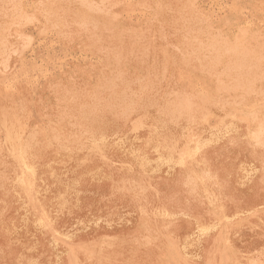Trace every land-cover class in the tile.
Returning a JSON list of instances; mask_svg holds the SVG:
<instances>
[{
	"label": "rangeland",
	"instance_id": "obj_1",
	"mask_svg": "<svg viewBox=\"0 0 264 264\" xmlns=\"http://www.w3.org/2000/svg\"><path fill=\"white\" fill-rule=\"evenodd\" d=\"M160 1L0 0V264H264V0Z\"/></svg>",
	"mask_w": 264,
	"mask_h": 264
},
{
	"label": "bare ground",
	"instance_id": "obj_2",
	"mask_svg": "<svg viewBox=\"0 0 264 264\" xmlns=\"http://www.w3.org/2000/svg\"><path fill=\"white\" fill-rule=\"evenodd\" d=\"M5 1H6V0H5ZM7 1H8V0H7ZM73 1H74V0H73ZM89 1H90V0H89ZM101 1H102V0H101ZM161 1H162V0H161ZM161 1H160V2H161ZM165 1H166V0H165ZM177 1H178V0H177ZM189 1H190V0H189ZM56 2H57V1H56ZM68 2H69V1H68ZM79 2H80V0H79ZM82 2L85 3V1H82ZM182 2H183V1H182ZM182 2H181V3H182ZM185 2H186V0H185ZM190 2H191V1H190ZM2 3H3V2H2ZM16 3H17V2H16ZM38 3H39V2H38ZM77 3H78V2H77ZM80 3H81V2H80ZM89 3H91V2H89ZM92 3H93V2H92ZM92 3H91V4H92ZM153 3H154V2H153ZM188 3H189V2H188ZM69 4H70V3H69ZM73 4H74V3H73ZM98 4H99V3H98ZM154 4H155V3H154ZM154 4H153V5H154ZM162 4H163V3H162ZM164 4H165V3H164ZM167 4H168V3H167V1H166V5H167ZM184 4H185V3H184ZM1 5H2V4H1ZM54 5H55V4H54ZM80 5H82V3H81ZM83 5H84V4H83ZM85 5H86V4H85ZM89 5H90V4H89ZM166 5H164V6H166ZM168 5H169V4H168ZM175 5H176V3H175ZM181 5H182V4H181ZM181 5H180V7H181ZM17 6H18V5H17ZM17 6H16V7H17ZM19 6H20V5H19ZM40 6H41V5H40ZM44 6H45V5H44ZM68 6H69V5H68ZM87 6H88V5H87ZM87 6H86V7H87ZM173 6H174V5H173ZM186 6H190V5H186ZM6 7H7V6H6ZM13 7H14V6H13ZM16 7H15V8H16ZM37 7H38V6H37ZM83 7H84V6H83ZM88 7H89V6H88ZM94 7H95V4H94ZM103 7H104V6H103ZM103 7H101V8L103 9ZM1 8H2V7H1ZM15 8H14L13 11H15ZM79 8H80V7H79ZM188 8H189V7H188ZM9 9H11V8H9ZM21 9H22V8H21ZM95 9H96V8H95ZM95 9H94V10H95ZM97 9H98V8H97ZM161 9H162V8H161ZM190 9H191V8H190ZM43 10H45V9H43ZM49 10H50V8H49ZM167 10H168V9H167ZM187 10H188V9H187ZM16 11H17V10H16ZM20 11H21V10H20ZM34 11H35V10H34ZM47 11H48V9H47ZM54 11H55V10H54ZM58 11H59V10H58ZM81 11H83V10L81 9ZM91 11H92V10H91ZM161 11H162V10H161ZM161 11H160V12H161ZM171 11H172V10H171ZM177 11H178V10H176V12H177ZM180 11H181V10H180ZM190 11H191V10H190ZM48 12H49V11H48ZM51 12H53V11H51ZM62 12H63V10H62ZM96 12H97V11H96ZM168 12H169V11H168ZM174 12H175V10H174ZM22 13H24V12H22ZM43 13H44V12H43ZM83 13H84V12H83ZM161 13H162V12H161ZM169 13H170V12H169ZM181 13H182V12H181ZM186 13H187V12H186ZM15 14H16V13H15ZM18 14H19V13H18ZM45 14H47V12H46ZM85 14H86V12H85ZM156 14H157V13H156ZM175 14H176V13H175ZM187 14H188V13H187ZM194 14H195V13H194ZM11 15H12V14H11ZM159 15H160V14H159ZM177 15H178V14H177ZM180 15H181V14H180ZM185 15H186V14H185ZM188 15L191 16L190 14H188ZM6 16H7V15H6ZM14 16H15V15H14ZM19 16H20V14H19ZM21 16H22V15H21ZM44 16H46V15H44ZM48 16H50V15L48 14ZM55 16H56V15H55ZM61 16H62V15H61ZM61 16H60V17H61ZM88 16H89V15H88ZM193 16H194V15H193ZM26 17H27V15H26ZM60 17H59V18H60ZM93 17H94V16H93ZM97 17H98V16H97ZM181 17H182V16H181ZM184 17H185V16H184ZM187 17H188V16H187ZM194 17H195V16H194ZM196 17H197V16H196ZM13 18H14V17H13ZM23 18H24V17H23ZM28 18H29V17H28ZM28 18H27V19H28ZM31 18H32V16H31ZM31 18H29V19H31ZM189 18H190V17H189ZM189 18H188V19H189ZM17 19H18V17H17ZM46 19H47V18H46ZM48 19H49V18H48ZM53 19H55V18H53ZM90 19H91V18H90ZM96 19H97V18H96ZM98 19H99V18H98ZM101 19H102V18H101ZM180 19H181V18H180ZM15 20H16V19H15ZM19 20H20V19H19ZM23 20H24V19H23ZM94 20H95V19H93L92 22H93ZM182 20H183V19H182ZM191 20H192V17H191ZM191 20H190V21H191ZM195 20H196V19H195ZM200 20H201V19H200ZM202 20H203V19H202ZM12 21H13V20H12ZM20 21H22V20H20ZM24 21H26V20H24ZM27 21H28V20H27ZM27 21H26V22H27ZM33 21H34V20H33ZM45 21H46V20H45ZM86 21H87V20H86ZM186 21H187V20H186ZM190 21H189V22H190ZM192 21H193V20H192ZM15 22H16V21H15ZM31 22H32V21H31ZM92 22H91V24H92ZM97 22H98V21H97ZM100 22H103V21L101 20ZM164 22H165V21H164ZM183 22H184V21H183ZM13 23H14V22H13ZM21 23H22V22H21ZM27 23H28V22H27ZM49 23H51V22H49ZM54 23H55V22H53V24H54ZM64 23H65V22H64ZM82 23H83V22H82ZM98 23H99V22H98ZM98 23H96V24H98ZM172 23H173V22H172ZM190 23H191V22H190ZM196 23H197V21H196ZM199 23H200V22H199ZM2 24H3V23H2ZM2 24H1L0 26H2ZM4 24H5V23H4ZM61 24H62V23H61ZM71 24H72V23H71ZM79 24H81V23H79ZM96 24H95V25H96ZM104 24H105V23H104ZM104 24L102 23V25H104ZM107 24H108V23H107ZM192 24H193V23H192ZM205 24L207 25V23H205ZM205 24H204V25H205ZM13 25H14V24H13ZM16 25H18V24L16 23ZM16 25H15V26H16ZM50 25H51V24H50ZM55 25H56V24H55ZM65 25H66V23H65ZM76 25H77V24H76ZM89 25H90V23H89ZM186 25H187V24H186ZM10 26H11V25H10ZM21 26H22V25H20V27H21ZM78 26H79V25H78ZM83 26H84V25H83ZM85 26H86V25H85ZM87 26H88V25H87ZM92 26H93V25H92ZM104 26H105V25H104ZM108 26H109V25H108ZM178 26H179V25H178ZM184 26H185V25H184ZM188 26H190V25H188ZM192 26H193V25H192ZM56 27L58 28V26H56ZM71 27H72V26H71ZM203 27H204V26H203ZM207 27H208V26H207ZM207 27H206V28H207ZM66 28H68V27H66ZM81 28H82V27H81ZM96 28H97V25H96ZM104 28H105V27H104ZM106 28H107V27H106ZM112 28H113V26H112ZM119 28H120V27H119ZM190 28H191V26H190ZM193 28H194V27H193ZM200 28H201V27H200ZM79 29H80V28H79ZM93 29H94V28H93ZM181 29H182V28H181ZM184 29H186V28H184ZM208 29H209V28H208ZM0 30H1V28H0ZM8 30H9V28H8ZM104 30H105V29H104ZM108 30H109V29H108ZM108 30H107V31H108ZM113 30H116V29L113 28ZM120 30H121V29H120ZM178 30H179V28H178ZM191 30H192V29H191ZM191 30H190L189 32H191ZM193 30H194V32H195V29H193ZM1 31H5V30L2 28ZM83 31H84V30H83ZM93 31H94V30H93ZM109 31H110V30H109ZM180 31H181V30H180ZM197 31H198V30H197ZM88 32H89V31H88ZM118 32H119V31H118ZM194 32H193V33H194ZM203 32L205 33L204 30H203ZM249 32H250V31H249ZM249 32H248V33H249ZM3 33H4V32H3ZM92 33H93V32H92ZM101 33H102V32H101ZM120 33H121V32H120ZM207 33H208V32H207ZM207 33H206V34H207ZM122 34H123V32H122ZM196 34H198V33L196 32ZM201 34H202V33H201ZM211 34H212V33H211ZM238 34H239V33H238ZM60 35H61V34H60ZM94 35H95V34H94ZM114 35H117V33L114 34ZM120 35H121V34H120ZM191 35H192V34H191ZM202 35H203V34H202ZM208 35H210V34H208ZM92 36H93V35H92ZM107 36H108V35H107ZM112 36H113V35H112ZM198 36H199V35H198ZM206 36H207V35H206ZM211 36H212V35H211ZM246 36H248V35H246ZM21 37H22V36H21ZM116 37H117V36H116ZM118 37H119V36H118ZM118 37H117L116 39H118ZM133 37H134V36H133ZM195 37H196V35H195ZM213 37H214V36H213ZM236 37H237V36L235 35V38H236ZM240 37H241V36H240ZM112 38H113V37H112ZM206 38H207V37H206ZM208 38H209V37H208ZM214 38L216 39V37H214ZM232 38H233V37H232ZM237 38H238V37H237ZM237 38H236V39H237ZM200 39H202V38H200ZM203 39H204V38H203ZM210 39H211V38H210ZM236 39H235V40H236ZM4 40H5V39H4ZM114 40H115V39H114ZM197 40H198V42H199V39H197ZM207 40H208V39H207ZM220 40H221V39H220ZM248 40H249V39H248ZM116 41H117V40H116ZM204 41H205V40H204ZM214 41H215V40H214ZM230 41H231V40H230ZM246 41H247V40H246ZM249 41H250V40H249ZM259 41H260V40H259ZM112 42H113V41H112ZM119 42H120V41H119ZM216 42H217V41H216ZM234 42H235V41H234ZM237 42H238V41H237ZM254 42H255V41H254ZM3 43H4V42H3ZM23 43H24V42H23ZM120 43H121V42H120ZM206 43H207V42H206ZM209 43H210V41H209ZM235 43H236V42H235ZM238 43H239V42H238ZM242 43H243V42H242ZM245 43H246V42H245ZM200 44H201V43H200ZM222 44H223V43H222ZM248 44H249V42H248ZM253 44H254V43H253ZM253 44L251 43V45H253ZM2 45L4 46V44H2ZM114 45H115V44H114ZM23 46H24V45H23ZM119 46H120V45H119ZM122 46H123V45H122ZM218 46H219V45H218ZM237 46H238V45H237ZM239 46H240V45H239ZM247 46H248V45H247ZM0 47H1V46H0ZM11 47H12V46H11ZM215 47H216V46H215ZM225 47H226V46H225ZM231 47H232V46H231ZM244 47H245V46H244ZM244 47H243V48H244ZM5 48H6V47H5ZM22 48H23V47H22ZM119 48H120V47H119ZM193 48H194V47H193ZM193 48H192V49H193ZM202 48H203V47H202ZM220 48L222 49V47H220ZM223 48H224V47H223ZM241 48H242V47H241ZM241 48H240V49H241ZM96 49H97V48H96ZM113 49H114V48H113ZM189 49H191V47H190ZM214 49H216V48H214ZM248 49H249V48H248ZM2 50H3V49H2ZM5 50H6V49H5ZM12 51H13V50H12ZM113 51H114V50H113ZM190 51H191V50H190ZM192 51H193V50H192ZM196 51H197V50H196ZM202 51H203V50H202ZM208 51H209V50H208ZM215 51H216V50H215ZM222 51H223V50H222ZM228 51H229V50H228ZM243 51H244V50H243ZM243 51H242V52H243ZM3 52H4V51H3ZM3 52H2V53H3ZM10 52H11V51H10ZM15 52H16V51H15ZM130 52H131V51H130ZM237 52H239V51H237ZM112 53H113V52H112ZM117 53H118V52H117ZM126 53H127V52H126ZM128 53H129V52H128ZM188 53H189V52H187V54H188ZM193 53H194V52H193ZM196 53H197V52H196ZM216 53H217V51H216ZM228 53H229V52H228ZM248 53H249V52H248ZM3 54H4V53H3ZM12 54H13V53H12ZM110 54H111V53H110ZM115 54H116V53H115ZM119 54H120V52H119ZM119 54H118V55H119ZM124 54H125V53H124ZM191 54H192V53H191ZM206 54H207V53H206ZM206 54H205V55H206ZM229 54H230V53H229ZM239 54H240V53H239ZM13 55H14V54H13ZM111 55L113 56V54H111ZM128 55H129V54H128ZM195 55H198V53L195 54ZM211 55H212V54H211ZM220 55L222 56L223 54H220ZM224 55H225V54H224ZM224 55H223V56H224ZM226 55H227V53H226ZM231 55H232V54H231ZM231 55H230V57H232ZM256 55H257V54H256ZM261 55H262V54H261ZM107 56H108V55H107ZM125 56H126V55H125ZM129 56H130V55H129ZM263 56H264V55H263ZM184 57H185V56H184ZM184 57H183V58H184ZM188 57H190V56H188ZM196 57H197V56H196ZM199 57H200V56H199ZM214 57H215V56H213V58H214ZM226 57H228V55H227ZM239 57H241V56H239ZM2 58H3V57H2ZM5 58H6V56H5ZM5 58H4V59H5ZM117 58H118V57H117ZM122 58H123V57H122ZM186 58H187V56H186ZM192 58H193V57H192ZM192 58H191V59H192ZM217 58H218V57H217ZM219 58H220V57H219ZM222 58H223V57H222ZM110 59H111V58H110ZM197 59H198V57H197ZM199 59H200V58H199ZM220 59H221V58H220ZM233 59H234V58H233ZM241 59H242V58H241ZM247 59H248V58H247ZM1 60H2V59H1ZM8 60H9V58H8ZM107 60H108V59H107ZM112 60H113V59H112ZM131 60H132V59H131ZM165 60H166V59H165ZM165 60H164V61H165ZM169 60H170V59H169ZM184 60H185V59H184ZM184 60H183V61H184ZM186 60H187V59H186ZM188 60H189V59H188ZM248 60H249V59H248ZM110 61H111V60H110ZM110 61H107V62H110ZM122 61H123V60H122ZM127 61H129V60L127 59ZM198 61H201V59L198 60ZM202 61H203V59H202ZM228 61H229V60H228ZM233 61H234V60H233ZM239 61H240V59H239ZM4 62H5V61H3V63H4ZM6 62H7V61H6ZM6 62H5V63H6ZM112 62H113V61H112ZM115 62H117V61H115ZM171 62H172V61H171ZM178 62H179V60H178ZM180 62H181V60H180ZM186 62H187V61H186ZM186 62H184V63H186ZM191 62H192V61H191ZM194 62H195V61H194ZM219 62H221V60H220ZM219 62H218V63H219ZM223 62H224V61L222 60V63H223ZM126 63H127V62H126ZM129 63H130V62H129ZM135 63H136V62H135ZM201 63H202V62H201ZM222 63H221V64H222ZM226 63H227V62H226ZM230 63H231V61H230ZM246 63H247V62H246ZM108 64H109V63H108ZM110 64H112V63H110ZM110 64H109V65H110ZM123 64H124V63H123ZM166 64H167V63H166ZM228 64H229V63H227V65H228ZM233 64H234V62H233ZM255 64H256V62H255ZM1 65H2V64H1ZM4 65H5V64H3V68H4ZM109 65H108V66H109ZM115 65H117V64H115ZM115 65H114V67H115ZM121 65H122V63H121ZM182 65H183V63H182ZM197 65H198V63H197ZM202 65H203V64H202ZM207 65H208V64H207ZM215 65H216V64H215ZM246 65H247V64H246ZM6 66H7V64H6ZM101 66H102V65H101ZM111 66H113V65H111ZM122 66L124 67V65H122ZM183 66H184V65H183ZM203 66H204V65H203ZM217 66H218V65H216V67H217ZM224 66H225V64H224ZM261 66H262V65H261ZM187 67H188V66H187ZM190 67H192V66H190ZM200 67H201V66H200ZM13 68H14V67H13ZM109 68H110V67H109ZM111 68H112V67H111ZM116 68H117V67H116ZM135 68H136V67H135ZM159 68H160V66H159ZM161 68H162V66H161ZM225 68H227V67L225 66ZM245 68H246V66H245ZM251 68H253V67H251ZM5 69H6V68H5ZM5 69H3V70H5ZM102 69H103V68H102ZM105 69H107V68H105ZM120 69H121V68H120ZM193 69H194V68H193ZM197 69H199V68H197ZM203 69H205V68H203ZM216 69H217V68H216ZM222 69H224V68H222ZM222 69H221V70H222ZM230 69H231V68H230ZM236 69H237V68H236ZM241 69H242V68H241ZM253 69H254V68H253ZM253 69H252V70H253ZM99 70H100V68H99ZM112 70L114 71L115 69H112ZM164 70H165V69H164ZM186 70H187V69H186ZM188 70H189V69H188ZM243 70H244V69H243ZM245 70H246V69H245ZM255 70H257V69H255ZM110 71H111V69H110ZM125 71H127V70H125ZM125 71H124V72H125ZM139 71H140V70H139ZM142 71H143V70H142ZM179 71H180V69H179ZM181 71H182V70H181ZM183 71H184V70H183ZM195 71H196V70H195ZM197 71H198V70H197ZM203 71H204V70H203ZM226 71H227V69H226ZM226 71H225V72H226ZM229 71H230V70H229ZM239 71L241 72L240 68H239ZM258 71H259V70H258ZM198 72H199V71H198ZM219 72H220V71H219ZM221 72H222V71H221ZM234 72H235V71H234ZM234 72H233V73H234ZM236 72H237V71H236ZM256 72H257V71H256ZM1 73H2V72H1ZM100 73H101V72H100ZM110 73H111V72H110ZM119 73H120V72H119ZM132 73H133V72H132ZM159 73H162V72H160V70H159ZM206 73H207V71H206ZM226 73H227V72H226ZM226 73H225V74H226ZM242 73H243V72H242ZM245 73H247V72H245ZM251 73H252V71H251ZM258 73H259V72H258ZM2 74H3V73H2ZM117 74H118V73H117ZM122 74H123V73H121V75H122ZM138 74H140V73H138ZM168 74H169V73H168ZM203 74H204V73H203ZM220 74H221V73H220ZM222 74H223V72H222ZM240 74H241V73H240ZM14 75H15V74H14ZM110 75H111V74H109V76H110ZM113 75H114V74H113ZM118 75H119V74H118ZM169 75H170V74H169ZM246 75H247V74H246ZM263 75H264V74H263ZM131 76H132V75H131ZM185 76H187V75H185ZM203 76H204V75H203ZM203 76H202V77H203ZM207 76H208V75H207ZM209 76H211V74H210ZM209 76H208V77H209ZM238 76H239V74H238ZM244 76H245V75H244ZM244 76H243V77H244ZM249 76H250V74H249ZM81 77H82V76H81ZM114 77L116 78V76H114ZM114 77H112V78L110 77V78L113 80ZM129 77H130V76H129ZM143 77L145 78V77H146V74H145V76H143ZM143 77H142V78H143ZM162 77H163V76H162ZM240 77H241V76H240ZM243 77H241V78L243 79ZM246 77H248V76H246ZM253 77H254V76H253ZM110 78L108 77V79H110ZM121 78H122V77H121ZM134 78H135V77H134ZM175 78H176V77H175ZM203 78H204V77H203ZM205 78H206V77H205ZM211 78H212V77H211ZM213 78H215V77H213ZM235 78H236V77H235ZM241 78H239V79H241ZM79 79H80V78H79ZM79 79H78V80H79ZM103 79H104V78H103ZM105 79H106V78H105ZM132 79H133V78H132ZM163 79H164V78H163ZM166 79H167V78H166ZM206 79H208V78H206ZM230 79H231V78H230ZM232 79H233V78H232ZM239 79H238V80H239ZM248 79H249V77H248ZM257 79H258V78H257ZM57 80H58V79H57ZM72 80H73V79H72ZM87 80H88V79H87ZM112 80H111V81H112ZM134 80L136 81V79H134ZM141 80H142V79H141ZM146 80H147V79H146ZM161 80H162V79H161ZM176 80H177V79H176ZM176 80H175V81H176ZM209 80H210V79H209ZM213 80H214V79H213ZM83 81H84V80H83ZM104 81H105V80H104ZM107 81H108V80H107ZM109 81H110V80H109ZM113 81H115V80H113ZM121 81H122V80H121ZM130 81H131V80H130ZM135 81H134V82H135ZM137 81H138V80H137ZM259 81H260V80H259ZM57 82H58V81H57ZM60 82H61V81H60ZM64 82H65V81H64ZM86 82H87V81H86ZM118 82L120 83V81H118ZM122 82H123V81H122ZM122 82H121V83H122ZM139 82H140V81H139ZM141 82H142V81H141ZM148 82H149V81H148ZM176 82H177V81H176ZM212 82H213V81H212ZM226 82H227V80H226ZM237 82H238V81H237ZM257 82H258V80H257ZM68 83H69V82H68ZM150 83H151V82H150ZM166 83H167V82H166ZM206 83H207V81H206ZM209 83H210V82H209ZM234 83H235V82H234ZM242 83H243V82H242ZM248 83L251 84L250 81H249ZM99 84H100V82H99ZM108 84H109V82H108ZM124 84H125V83H124ZM124 84H123V85H124ZM129 84H130V83H129ZM129 84H128V85H129ZM133 84H134V83H133ZM136 84H137V83H136ZM153 84H154V83H153ZM167 84H168V83H167ZM217 84H218V83H217ZM217 84H216V85H217ZM230 84H231V83H230ZM243 84H244V83H243ZM256 84H257V83H256ZM261 84H262V83H261ZM46 85H47V84H46ZM53 85H54V84H53ZM95 85H96V84H95ZM110 85H111V84H110ZM113 85H114V84H113ZM115 85H116V84H115ZM131 85H132V84H131ZM145 85H146V84H145ZM157 85H158V84H157ZM207 85H208V83H207ZM211 85H212V84H211ZM257 85H258V84H257ZM263 85H264V84H263ZM54 86H55V85H54ZM57 86H59V85L57 84ZM71 86H72V85H71ZM99 86H100V85H99ZM99 86H98V87H99ZM104 86H105V85H104ZM104 86H103V87H104ZM107 86H108V88H109V85H107ZM138 86H140V85H138ZM141 86H143V85H141ZM153 86H154V85H153ZM175 86H176V85H175ZM175 86H174V87H175ZM218 86H219V85H218ZM218 86H217V87H218ZM242 86H243V85H242ZM244 86H245V85H244ZM50 87H53V86L50 85ZM63 87H64V86H63ZM95 87H97V86H95ZM214 87H215V85H214ZM214 87H212V88L214 89ZM220 87H222V86H220ZM220 87H219V88H220ZM249 87H250V86H249ZM256 87H258V86H256ZM260 87H261V86H260ZM54 88H55V87H54ZM54 88H53V89H54ZM70 88H71V87H70ZM93 88H94V87H93ZM108 88H107V89H108ZM110 88H111V87H110ZM110 88H109V90H110ZM112 88H113V87H112ZM115 88H116V86H115ZM127 88H128V87H127ZM149 88H150V87H148V89H149ZM153 88H154V87H153ZM165 88H166V87H165ZM172 88H173V87H172ZM223 88H224V87H222V89H223ZM245 88H246V87H244V89H245ZM250 88H251V87H250ZM252 88H253V87H252ZM262 88H263V87H262ZM46 89H47V88H46ZM74 89H75V88H74ZM99 89H100V88H99ZM103 89H104V88H103ZM137 89H138V88H137ZM137 89H136V90H137ZM140 89H141V87H140ZM142 89H143V88H142ZM244 89H243V90H244ZM246 89H247V88H246ZM253 89H254V88H253ZM255 89H256V88H255ZM96 90H97V89H96ZM101 90H102V89H101ZM104 90H106V89H104ZM125 90H127V89L125 88ZM157 90H158V89H157ZM169 90H170V89H169ZM169 90H168V91H169ZM206 90H207V89H206ZM211 90H212V89H211ZM238 90H239V89H238ZM251 90H252V89H251ZM251 90H250V91H251ZM257 90H258V89H257ZM52 91H53V90H52ZM68 91H69V90H68ZM73 91H74V90H73ZM139 91H140V90H139ZM143 91H144V90H143ZM149 91H150V90H149ZM164 91H165V90H164ZM164 91H163V92H164ZM174 91H175V89H174ZM213 91H214V90H213ZM215 91L217 92V89H215ZM221 91H222V90H221ZM230 91L233 92L231 89H230ZM240 91H241V90H240ZM244 91H245V90H244ZM258 91H259V90H258ZM262 91H263V90H261V92H262ZM47 92H48V91H47ZM63 92H64V91H63ZM82 92H84V91H82ZM92 92H93V91H92ZM113 92H114V91H113ZM124 92H125V91H124ZM147 92H148V91H147ZM163 92H162V93H163ZM169 92H170V91H169ZM247 92H248V91H247ZM50 93H51V92H50ZM98 93H99V92H98ZM100 93H101V92H100ZM102 93H103V92H102ZM102 93H101V94H102ZM121 93H123V92L120 91L119 94H121ZM128 93H129V92H128ZM160 93H161V92H160ZM181 93H182V92H181ZM213 93H214V92H213ZM213 93H212V94H213ZM221 93H222V92H220V94H221ZM254 93H255V92H254ZM66 94H67V93H66ZM68 94H69V93H68ZM79 94H81V93H79ZM94 94H95V93H94ZM94 94H92V95H94ZM130 94H131V93H130ZM130 94H129V95H130ZM137 94H138V93H137ZM142 94H143V93H142ZM149 94H150V93H149ZM152 94H153V93H152ZM154 94H155V93H154ZM164 94H165V93H164ZM171 94H172V93H170V95H171ZM173 94H174V93H173ZM178 94H179V93H178ZM182 94H183V93H182ZM191 94H192V93H191ZM122 95H123V94H122ZM131 95H132V94H131ZM140 95H141V94H140ZM155 95H156V94H155ZM176 95H177V94H176ZM185 95H186V94H185ZM188 95H189V93H188ZM188 95H187V96H188ZM194 95H195V94H194ZM210 95H211V94H210ZM221 95H222V94H221ZM232 95H233V94H232ZM237 95H238V94H236V96H237ZM258 95H259V94H258ZM261 95H262V93H261ZM58 96L60 97V95H58ZM64 96H65V95H64ZM74 96H75V94H74ZM77 96H78V95H77ZM88 96H89V95H88ZM95 96H96V95H95ZM118 96H119V95H118ZM168 96H169V95H168ZM173 96H174V95H173ZM190 96H191V95H190ZM190 96H189V97H190ZM195 96H196V95H195ZM195 96H194V97H195ZM211 96H212V95H211ZM233 96H234V95H233ZM240 96H241V95H240ZM244 96H245V95H244ZM246 96H247V95H246ZM263 96H264V95H263ZM263 96H262V98H263ZM45 97H46V96H45ZM59 97H58V98H59ZM71 97H72V95H71ZM82 97H83V95H82ZM107 97H108V96H107ZM137 97H138V96H137ZM159 97H160V96H159ZM181 97H182V96H179V98H181ZM189 97H188V98H189ZM228 97H229V96H228ZM241 97H242V96H241ZM256 97H257V96H256ZM58 98H57V99H58ZM93 98H94V97H93ZM95 98H96V97H95ZM109 98H110V97H109ZM123 98H124V97H123ZM143 98L145 99V97H143ZM149 98H150V97H149ZM166 98H167V97H166ZM176 98H177V97H176ZM176 98H175V96H174L173 99H176ZM182 98H183V97H182ZM182 98H181V100H182ZM186 98H187V97H186ZM191 98H192V97H191ZM206 98H207V97H206ZM243 98H245V97H243ZM55 99H56V98H55ZM78 99H79V98H78ZM90 99H91V98H90ZM119 99H120V98H119ZM125 99H126V98H125ZM135 99H136V98H135ZM138 99H139V98H138ZM147 99H148V97H147ZM161 99H162V97H161ZM171 99H172V97H171ZM196 99H197V98H196ZM198 99H199V98H198ZM224 99H225V98H224ZM227 99H228V98H227ZM238 99H239V98H238ZM240 99H241V98H240ZM259 99H260V97H259ZM259 99H257V100H259ZM94 100H95V99H94ZM126 100H127V99H126ZM152 100H153V99H152ZM152 100H151V101H152ZM159 100H160V98H159ZM168 100H169V99H168ZM186 100H187V99H186ZM201 100H202V99H201ZM215 100H216V99H215ZM231 100H232V99H231ZM97 101H98V100H97ZM148 101H149V100H148ZM154 101H155V99H154ZM163 101H164V100H163ZM165 101H166V100H165ZM174 101H175V100H173V102H174ZM189 101H190V99H189ZM196 101H197V100H196ZM202 101H203V100H202ZM209 101H210V99H209ZM219 101H220V99H219ZM222 101H223V100H222ZM222 101H220V102H222ZM227 101H228V100H227ZM242 101H243V100H242ZM242 101H241V102H242ZM247 101H248V100H247ZM252 101H254V100L252 99ZM41 102H42V101H41ZM114 102H115V101H114ZM124 102H125V101H124ZM124 102H123V103H124ZM138 102H139V101H138ZM155 102H156V101H155ZM159 102H160V101H159ZM169 102H170V101H169ZM177 102H178V101H177ZM205 102H206V101H205ZM255 102H256V100H255ZM259 102H260V101H259ZM44 103H45V102H44ZM56 103H57V101H56ZM94 103H95V102H94ZM94 103H92V104H94ZM96 103H97V102H96ZM129 103H130V102H129ZM141 103H142V102H141ZM150 103H151V102H150ZM156 103H157V102H156ZM182 103H183V101H182ZM182 103H180V104H182ZM184 103H185V101H184ZM197 103H198V102H197ZM200 103H201V102H200ZM203 103H204V102H203ZM207 103H208V102H207ZM210 103H211V101H210ZM231 103H232V102H231ZM239 103H240V102H239ZM252 103H253V102H252ZM18 104H19V103H18ZM61 104H62V103H61ZM108 104H109V103H108ZM167 104H168V103H167ZM171 104H172V103H170L169 105H171ZM176 104H177V103H176ZM189 104H190V102H189ZM192 104H193V103H192ZM201 104H202V103H201ZM208 104H209V103H208ZM212 104H213V103H212ZM242 104H243V102H242ZM256 104H257V103H256ZM262 104H263V103H262ZM42 105H43V104H42ZM45 105H46V104H45ZM55 105H57V104H55ZM66 105H67V103H66ZM87 105H88V104H87ZM146 105H147V104H146ZM149 105H150V104H149ZM149 105H148V106H149ZM163 105H164V104H163ZM184 105H186V104H184ZM197 105H198V104H197ZM202 105H206V103H205V104H202ZM225 105H226V104H225ZM228 105H229V102H228ZM243 105H245V104H243ZM246 105H247V104H246ZM260 105H261V103H260ZM64 106H65V105H64ZM82 106H83V105H82ZM82 106H81V107H82ZM95 106H96V105H95ZM97 106H98V105H97ZM101 106H102V105H101ZM105 106H106V105H105ZM108 106H109V105H108ZM152 106H153V105H152ZM155 106H156V105H155ZM173 106H174V104H173ZM176 106H177V108H178V105H176ZM182 106H183V104H182ZM182 106H181V107H182ZM241 106H242V105H241ZM261 106H262V105H261ZM20 107H21V106H20ZM103 107H104V106H103ZM125 107H126V105H125ZM141 107H142V106H141ZM149 107H150V106H149ZM160 107H161V106H160ZM187 107H188V106H187ZM189 107H190V106H189ZM202 107H204V106H202ZM209 107H210V106H209ZM212 107H213V106H212ZM224 107H225V106H224ZM224 107H223V108H224ZM244 107H246V106H244ZM250 107H251V106H250ZM63 108H64V107H63ZM83 108H84V107H83ZM91 108H92V107H91ZM91 108H90V109H91ZM101 108H102V107H101ZM108 108H109V107H107V109H108ZM120 108H121V107H120ZM130 108H131V107H130ZM130 108H129V109H130ZM132 108H133V107H132ZM144 108H145V106H144ZM146 108H148V107H146ZM156 108H157V107H156ZM158 108H159V107H158ZM169 108H170V106H169ZM199 108H200V107H199ZM220 108H221V107H220ZM229 108H231V106H230ZM229 108H228V109H229ZM236 108L238 109V107H236ZM236 108H235V109H236ZM50 109H51V108H50ZM74 109H75V108H74ZM93 109H94V108H93ZM117 109H119L118 106H117ZM129 109H128V110H129ZM134 109H136V107H135ZM148 109H150V108H148ZM162 109H163V108H162ZM167 109H168V106H167ZM175 109H176V108H175ZM200 109H201V108H200ZM214 109H215V108H214ZM216 109H217V108H216ZM240 109H241V108H240ZM243 109H244V108H243ZM20 110H21V109H20ZM45 110H46V109H45ZM55 110H56V109H55ZM58 110H59V109H58ZM79 110H80V109H79ZM94 110H95V109H94ZM146 110H147V109H146ZM172 110H173V108H172ZM177 110H178V109H177ZM177 110H176V111H177ZM180 110H181V109H180ZM192 110H193V109H192ZM198 110H199V109H198ZM206 110H207V109H206ZM226 110H227V109H226ZM230 110H231V109H230ZM42 111H43V110H42ZM62 111H63V110H62ZM80 111H81V110H80ZM120 111H121V110H120ZM122 111H123V110H122ZM122 111H121V112H122ZM131 111H132V110H131ZM133 111H134V110H133ZM150 111H151V110H150ZM174 111H175V110H174ZM181 111H182V110H181ZM181 111H180V112H181ZM184 111L187 113L188 109H187V111H186L185 108H184ZM201 111H202V110H201ZM201 111H200V112H201ZM214 111H215V110H214ZM219 111H220V110H219ZM232 111H233V110H232ZM238 111H239V110H238ZM244 111H245V109H244ZM46 112H47V111H46ZM56 112H57V111H56ZM78 112H79V111H78ZM123 112H124V111H123ZM158 112H159V111H158ZM158 112H156V113H158ZM163 112H164V111H163ZM168 112H169V110H168ZM189 112H190V108H189ZM196 112H197V111H196ZM198 112H199V111H198ZM220 112H221V111H220ZM228 112H229V110H228ZM51 113H52V112H51ZM58 113L60 114V112H58ZM61 113H62V112H61ZM64 113H65V112H64ZM64 113H63V114H64ZM81 113H82V112H81ZM81 113H80V114H81ZM89 113H90V112H89ZM92 113H93V112H92ZM96 113H97V112H96ZM96 113H95V114H96ZM111 113H112V112H111ZM119 113H120V112H119ZM127 113H128V112H127ZM170 113H171V112H170ZM174 113H175V112H174ZM176 113H177V112H176ZM194 113H195V111H194ZM203 113H205V112H203ZM234 113H236V112L234 111ZM95 114H94V115H95ZM124 114H125V113H124ZM160 114H161V113H160ZM218 114H219V113H218ZM232 114H233V113H232ZM236 114H237V113H236ZM64 115H66V114H64ZM81 115H82V114H81ZM81 115H80V116H81ZM85 115H86V114H85ZM103 115H104V114H103ZM122 115H123V114H121V116H122ZM144 115H145V114H144ZM171 115H172V114H171ZM171 115H169V116H171ZM182 115H183V114H182ZM188 115H189V114H188ZM191 115H192V114H191ZM222 115H223V114H222ZM225 115H226V114H225ZM234 115H235V114H234ZM256 115H257V114H256ZM71 116H72V115H71ZM139 116H140V115H139ZM165 116H167L166 113H165ZM169 116H167V118H168ZM185 116H186V114H185ZM200 116H201V115H200ZM213 116H214V115H213ZM227 116H230V115H226V117H227ZM235 116H236V115H235ZM259 116H260V115H259ZM74 117H76V115H75ZM74 117H73V118H74ZM78 117H79V116H78ZM89 117H90V116H89ZM89 117H88V118H89ZM96 117H97V116H96ZM126 117H127V116H126ZM156 117H157V116H156ZM175 117H176V116H175ZM189 117H190V116H189ZM198 117H199V114H198ZM231 117H232V116H231ZM58 118H59V116H58ZM58 118H57V119H58ZM60 118L62 119L61 116H60ZM85 118H86V117H85ZM85 118H84V119H85ZM103 118L106 119V117H103ZM123 118H125V117H123ZM137 118H138V116H137ZM161 118H162V117H161ZM178 118H179V114H178ZM187 118H188V117H187ZM196 118H197V117H196ZM212 118H213V117H212ZM215 118H216V116H215ZM232 118H233V117H232ZM237 118L240 119L239 117H237ZM61 119H60V120H61ZM79 119H80V118H79ZM82 119H83V118H82ZM86 119H87V118H86ZM91 119H92V117H91ZM134 119H135V118H134ZM157 119H158V118H157ZM169 119H170V118H169ZM171 119H172V118H171ZM197 119H198V118H197ZM206 119H207V118H206ZM222 119H223V117H222ZM245 119H246V118H245ZM54 120H55V119H54ZM96 120H97V119H96ZM172 120H173V119H172ZM187 120H188V119H187ZM187 120L185 119V121H187ZM198 120H199V119H198ZM202 120H203V119H201V122H202ZM210 120H211V119H210ZM234 120H235V119H234ZM241 120H242V119H241ZM73 121H74V120H73ZM102 121H103V120H102ZM105 121H106V120H105ZM132 121H133V120H132ZM136 121H137V120H136ZM139 121H140V120H139ZM139 121H137V122H139ZM219 121H220V119H219ZM46 122H48V121L46 120ZM56 122H57V121H56ZM82 122H83V121H82ZM93 122L95 123L94 120H93ZM111 122H112V121H111ZM113 122H114V120H113ZM133 122H134V121H133ZM145 122H146V121H145ZM153 122H154V121H153ZM156 122H157V121H156ZM178 122H179V121H178ZM180 122H181V121H180ZM67 123H69V122H67ZM73 123H74V122H73ZM104 123H105V122H104ZM115 123H116V122H115ZM117 123H118V122H117ZM117 123H116V124H117ZM166 123H167V122H166ZM169 123H170V122H169ZM193 123H195V122L193 121ZM199 123H200V122H199ZM69 124H70V123H69ZM98 124H99V123H98ZM125 124H126V123H125ZM135 124H136V122H135ZM155 124H156V123H155ZM171 124H172V123H171ZM187 124H188V122H187ZM187 124H186V125H187ZM217 124H218V123H217ZM246 124H247V123H246ZM248 124H249V123H248ZM250 124H251V123H250ZM0 125H1V124H0ZM4 125H6V124H4ZM76 125H77V124H76ZM79 125H80V124H79ZM96 125H97V122H96ZM118 125H119V123H118ZM158 125H159V123H158ZM256 125H257V124H256ZM256 125H255V123H254V126H256ZM46 126H47V125H46ZM46 126H45V127H46ZM101 126H102V125H101ZM108 126H109V125H108ZM115 126H116V125H115ZM206 126H207V125H206ZM216 126H217V125H216ZM216 126H215V127H216ZM1 127H2V126H1ZM20 127H21V125H20ZM43 127H44V126H43ZM47 127H48V126H47ZM70 127H71V126H70ZM74 127H75V126H74ZM80 127H81V126H80ZM83 127H84V126H83ZM85 127H86V125H85ZM93 127H94V126H93ZM123 127H125V126H123ZM131 127H134V126L131 125ZM139 127H140V126H139ZM147 127H148V126H147ZM159 127H160V126H159ZM161 127H162V125H161ZM163 127H164V126H163ZM174 127H175V126H174ZM193 127H194V126H193ZM224 127H225V126H224ZM246 127H247V125H246ZM250 127H251V126H250ZM263 127H264V126H263ZM89 128H90V127H89ZM110 128H111V127H110ZM112 128H113V127H112ZM136 128H137V127H136ZM156 128H157V127H156ZM181 128H182V127H181ZM213 128H214V126H213ZM227 128H228V127H227ZM232 128H233V126H232ZM4 129H5V128H4ZM23 129H24V128H23ZM23 129H22V130H23ZM30 129H32V128H30ZM33 129H34V128H33ZM33 129H32V130H33ZM50 129H51V128H50ZM84 129H85V128H84ZM93 129H94V128H93ZM115 129H116V128H115ZM119 129H120V128H119ZM132 129H133V128H132ZM218 129H219V128H218ZM245 129H246V128H245ZM12 130H13V129H12ZM12 130H11V132H12ZM133 130L135 131V127H134ZM153 130H154V129H153ZM166 130H167V129H166ZM190 130H191V129H190ZM227 130H228V129H227ZM235 130H236V129H235ZM253 130H255V129H253ZM6 131H7V130H6ZM41 131H42V130H41ZM54 131H55V130H54ZM96 131H97V129H96ZM155 131H156V130H155ZM155 131H154V133H155ZM260 131H261V130H260ZM7 132H8V131H7ZM22 132H24V131H22ZM28 132H30V131H28ZM33 132H34V131H33ZM33 132H32V133H33ZM44 132H45V131H44ZM60 132H61V131H60ZM82 132H83V131H82ZM152 132H153V131H152ZM174 132H175V131H174ZM223 132H224V131H223ZM235 132H236V131H235ZM13 133H14V132H13ZM90 133H91V132H90ZM103 133H104V132H103ZM105 133H106V132H105ZM127 133H128V132H127ZM154 133H153V134H154ZM167 133H168V132H167ZM182 133H183V130H182ZM4 134H6V133H4ZM29 134H30V133H29ZM29 134H27V135H29ZM84 134H85V133H84ZM84 134L82 133L81 135H84ZM91 134H92V133H91ZM91 134H89V135H91ZM115 134H116V133H115ZM115 134H114V135H115ZM133 134H134V133H133ZM151 134H152V133H151ZM171 134H172V133H171ZM233 134H234V133H233ZM246 134H247V133H246ZM6 135H7V134H6ZM34 135H35V133H34ZM36 135H37V134H36ZM85 135H86V134H85ZM98 135H99V134H98ZM105 135H106V134H105ZM107 135H108V134H107ZM117 135H118V134H117ZM148 135H149V134H148ZM157 135H158V134H157ZM184 135H186V134H184ZM184 135H183V136H184ZM261 135H262V134H261ZM15 136H16V135H15ZM20 136H21V135H20ZM29 136H30V137H33L32 135H29ZM29 136H28V137H29ZM86 136H87V135H86ZM119 136H120V135H119ZM124 136H125V135H124ZM173 136H174V135H173ZM173 136H171V138H172ZM176 136H177V135H176ZM199 136H200V135H199ZM248 136H249V135H248ZM4 137H5V136H4ZM8 137H9V135H8ZM26 137H27V136H26ZM45 137H46V135H45ZM55 137H58V136H55ZM71 137H72V136H71ZM122 137H123V136H122ZM132 137H133V136H132ZM135 137H136V136H135ZM167 137H168V136H167ZM177 137H178V136H177ZM185 137H188V136H185ZM210 137H211V136H210ZM19 138H20V137H19ZM59 138H60V137H59ZM89 138H90V137H89ZM93 138H94V137H93ZM102 138H103V137H102ZM123 138H125V137H123ZM179 138H180V137H179ZM192 138H193V137H192ZM240 138H242V137H240ZM258 138H259V137H258ZM5 139H6V137H5ZM30 139H31V138H30ZM30 139H29V140H30ZM34 139H35V138H34ZM48 139H49V138H48ZM50 139H51V138H50ZM56 139H57V138H56ZM56 139H55V140H56ZM91 139H92V138H91ZM91 139H90V140H91ZM151 139H152V138H151ZM163 139H164V138H163ZM177 139H178V138H177ZM177 139H176V140H177ZM247 139H248V138H247ZM9 140H11V139H9ZM16 140L19 141L18 139H16ZM25 140H27V139L25 138ZM90 140H89V141H90ZM92 140H93V139H92ZM92 140H91V141H92ZM119 140H120V139H119ZM155 140H157V139H155ZM173 140H174V139H173ZM187 140H188V139H187ZM187 140H186V141H187ZM195 140H196V138H195ZM197 140H198V139H197ZM216 140H217V139H216ZM248 140H249V139H248ZM22 141H23V140H22ZM34 141H35V140H34ZM50 141H51V140H50ZM50 141H48V142H50ZM52 141H54V140H52ZM63 141H64V140H63ZM130 141H131V140H130ZM132 141H133V140H132ZM137 141H138V140H137ZM167 141H168V140H167ZM177 141H178V140H177ZM177 141H176V142H177ZM180 141H181V140H180ZM8 142H9V141H8ZM11 142H13V141L11 140ZM30 142H31V141H30ZM32 142H33V141H32ZM54 142H55V141H54ZM104 142H105V141H104ZM111 142H112V141H111ZM138 142H139V141H138ZM152 142H153V141H152ZM173 142H175V141H173ZM28 143H29V142H28ZM28 143H27V144H28ZM59 143H60V142H59ZM118 143H119V141H118ZM122 143H124V142H122ZM170 143H171V142H170ZM184 143H185V142H184ZM209 143H211V142H209ZM209 143H208V144H209ZM261 143H262V142H261ZM263 143H264V142H263ZM11 144H12V143H11ZM17 144H18V143H17ZM29 144H30V143H29ZM47 144H48V143H47ZM114 144H115V143H114ZM130 144H131V143H130ZM174 144H175V143H174ZM187 144H188V143H187ZM189 144H190V142H189ZM195 144H196V143H195ZM195 144H194V145H195ZM202 144H203V143H202ZM214 144H215V143H214ZM4 145H5V143H4ZM23 145H24V144H23ZM33 145H34V144H33ZM35 145H36V143H35ZM37 145H38V144H37ZM67 145H68V143H67ZM166 145H167V144H166ZM257 145H258V144H257ZM30 146L32 147V145H30ZM46 146H47V145H46ZM159 146H160V145H159ZM184 146H186V145H184ZM251 146H252V145H251ZM17 147H19V145H18ZM25 147H26V146H25ZM31 147H30V148H31ZM62 147H63V146H62ZM81 147H82V146H81ZM84 147H85V146H84ZM121 147H122V146H121ZM174 147H175V146H174ZM181 147H182V146H181ZM186 147H187V146H186ZM257 147H258V146H257ZM12 148H13V147H12ZM27 148H29V146H28ZM90 148H91V147H90ZM117 148H118V147H117ZM156 148H157V147H156ZM163 148H164V147H163ZM200 148H201V147H200ZM252 148H253V147H252ZM254 148H255V147H254ZM262 148H263V147H262ZM20 149H21V148H20ZM22 149H23V147H22ZM59 149H60V147H59ZM64 149H65V148H64ZM64 149H63V150H64ZM167 149H168V148H167ZM263 149H264V148H263ZM12 150H13V149H12ZM12 150H11V151H12ZM115 150H116V149H115ZM120 150H121V149H120ZM120 150H119V151H120ZM160 150H161V149H160ZM173 150H174V149H173ZM182 150H183V148H182ZM185 150H186V149H185ZM194 150H195V149H194ZM16 151H17V149H16ZM87 151H88V150H87ZM156 151H157V150H156ZM179 151H180V150H179ZM191 151H193V150H191ZM191 151H190V153H191ZM8 152H9V151H8ZM13 152H14V151H13ZM13 152H12V153H13ZM22 152H23V151H22ZM122 152H123V151H122ZM183 152H184V151H183ZM195 152H196V151H195ZM9 153H10V152H9ZM18 153H19V152H18ZM118 153H119V152H118ZM176 153H178V151H176ZM186 153H187V155H189L188 151H186L185 154H186ZM22 154H24V153H22ZM39 154H40V153H39ZM136 154H137V153H136ZM154 154H155V153H154ZM162 154H163V153H162ZM165 154H167V153H165ZM171 154H172V153H171ZM193 154H194V153H193ZM14 155H15V154H14ZM14 155H12V157H14ZM19 155H20V154H18V156H19ZM24 155H25V154H24ZM24 155H23V156H24ZM179 155H181V154H179ZM30 156H31V154H30ZM84 156H85V155H84ZM177 156H178V154H177ZM182 156H183V155H182ZM3 157H4V156H3ZM21 157H22V156H21ZM85 157H86V156H85ZM144 158H145V157H144ZM163 158H164V157H163ZM168 158H169V157H168ZM185 158H186V157H185ZM20 159H22V158H20ZM142 159H143V158H142ZM182 159H184V158H182ZM201 159H203V157H202ZM16 160H18V158H17ZM104 160H105V159H104ZM110 160H111V159H110ZM159 160H160V159H158V161H159ZM162 160H163V159H162ZM166 160H167V159H166ZM166 160H165V161H166ZM184 160H185V159H184ZM187 160H188V159H187ZM225 160H226V159H225ZM163 161H164V160H163ZM169 161H170V160H169ZM169 161H168V162H169ZM177 161H178V160H177ZM202 161H203V160H202ZM234 161H235V160H234ZM140 162H141V161H140ZM170 162H171V161H170ZM178 162H179V161H178ZM191 162H192V161H191ZM203 162H204V161H203ZM109 163H110V162H109ZM181 163H182V161H181ZM186 163H187V162H186ZM214 163H215V162H214ZM1 164H2V162H1ZM21 164H22V163H20V165H21ZM23 164H24V163H23ZM23 164H22V165H23ZM146 164H147V163H146ZM148 164H150V163H148ZM154 164H155V163H154ZM164 164H165V163H164ZM164 164H163V165H164ZM175 164H176V166L178 165L177 162H176ZM175 164H174V165H175ZM179 164H180V162H179ZM188 164H190V162H188ZM188 164H187V165H188ZM194 164H195V163H194ZM198 164H199V163H198ZM202 164H204V163H202ZM260 164H261V163H260ZM6 165H7V164H6ZM8 165H9V164H8ZM121 165H122V164H121ZM185 165H186V164H185ZM239 165H240V164H239ZM1 166H2V165H1ZM23 166H24V165H23ZM167 166H168V165H167ZM195 166H196V165H195ZM24 167H25V166H24ZM105 167H106V166H105ZM160 167H163V166H160ZM188 167H190V166L188 165ZM127 168H128V167H127ZM169 168H170V167H169ZM184 168H185V167H184ZM184 168H182V169H184ZM195 168H196V167H195ZM202 168H203V167H202ZM204 168H205V167H204ZM21 169H22V168H21ZM160 169H161V168H160ZM160 169H159V170H160ZM166 169H167V168H166ZM178 169H179V168H178ZM178 169H177V170H178ZM185 169H186V168H185ZM187 169H188V168H187ZM193 169H194V168H193ZM3 170H4V169H3ZM168 170H169V169H168ZM191 170H192V169H191ZM195 170H197V168H196ZM198 170H199V169H198ZM203 170H204V169H203ZM252 170H253V169H252ZM260 170H261V168H260ZM24 171H25V170H24ZM152 171H153V170H152ZM186 171H187V170H186ZM192 171H193V170H192ZM200 171H201V170H200ZM238 171H239V170H238ZM181 172H182V171H181ZM189 172H191V171H189ZM242 172H243V171H242ZM248 172H249V171H248ZM252 172H253V171H252ZM256 172H257V171H256ZM108 173H109V172H108ZM129 173H130V172H129ZM200 173H202V172H200ZM208 173H209V172H208ZM253 173H254V172H253ZM34 174H35V173L33 172V170H31V169L28 168L27 176H25V177H23V178L21 177V178L19 179V189H21L22 191H25V192L29 191V184H28V183H29V177H30V178L33 177ZM100 174H101V173H100ZM133 174H134V173H133ZM180 174H181V173H180ZM164 175H165V174H164ZM254 175H255V174H254ZM4 176H5V175H4ZM111 176H112V175H111ZM166 176H167V175H166ZM200 176H201V175H200ZM205 176H206V175H205ZM205 176H204V177H205ZM247 176H248V175H247ZM107 177H108V176H107ZM188 177H189V176H188ZM188 177H187V178H188ZM209 177H210V176H209ZM211 177H212V176H211ZM2 178H3V176H2ZM184 178H185V177H184ZM201 178H202V177H201ZM213 178H214V177H213ZM4 179H5V178H4ZM17 179H18V178H17ZM112 179H113V178H112ZM119 179H120V178H119ZM119 179H118V180H119ZM202 179H203V178H202ZM244 179H245V178H244ZM244 179H243V180H244ZM120 180H121V179H120ZM205 180H206V179H205ZM8 181H9V180H8ZM185 181H186V178H185ZM192 181H193V179H192ZM192 181H191V183H192ZM260 181H261V180H260ZM123 182H124V181H123ZM123 182H122V183H123ZM133 182H134V181H133ZM188 182H190V181H188ZM202 182H203V180H202ZM208 182H209V181H208ZM124 183H127V182H124ZM139 183H140V182H139ZM146 183H147V181H146ZM182 183H184V182H182ZM182 183H181V184H182ZM191 183H190V184H191ZM0 184H1V183H0ZM120 184H121V183H120ZM199 184H201V183H199ZM204 184H205V183H204ZM215 184H216V183H215ZM53 185H54V184H53ZM141 185H143V183H142ZM184 185H185V183H184ZM201 185H202V184H201ZM1 186H2V185H1ZM76 186H77V185H76ZM131 186H132V185H131ZM135 186H136V185H135ZM186 186H187V185H186ZM193 186H194V185H193ZM193 186L190 185V187H193ZM214 186H215V185H214ZM239 186H240V185H239ZM114 187H115V186H114ZM137 187H138V186H137ZM148 187H149V186H148ZM204 187H205V186H204ZM206 187H207V186H206ZM242 187H243V186H242ZM31 188H32V187H31ZM74 188H75V187H74ZM122 188H123V186H122ZM130 188H131V187H130ZM141 188H143V187H141ZM149 188H150V187H149ZM188 188H189V186H188ZM195 188H196V187H195ZM208 188H209V187H208ZM143 189H144V188H143ZM146 189H147V188H146ZM185 189H186V188H185ZM2 190H3V189H2ZM190 190H191V189H190ZM196 190H197V189H196ZM198 190H200L199 187H198ZM127 191H128V189H127ZM140 191H141V190H140ZM142 191H143V190H142ZM187 191H189V190H187ZM201 191H202V190H201ZM46 192H47V191H46ZM192 192H193V191H192ZM202 192H203V191H202ZM209 192H210V191H209ZM132 193H133V192H132ZM139 193H141V192H139ZM143 193H144V192H143ZM206 193H207V192H206ZM40 194H41V193H40ZM78 194H79V192H78ZM155 195H156V194H155ZM202 195H203V194H202ZM204 195H205V194H204ZM122 196H123V195H122ZM211 196H212V194H211ZM127 197H128V196H127ZM204 197H205V196H204ZM206 197H207V195H206ZM201 198H202V197H201ZM206 199H207V198H206ZM212 199H213V198H212ZM77 200H78V199H77ZM132 200H133V199H132ZM191 200H192V199H191ZM222 200H223V199H222ZM192 201H194V200H192ZM208 201H210V200H208ZM213 201H214V200H213ZM2 202H3V201H2ZM133 202H134V201H133ZM3 203H4V202H3ZM205 203H206V202H205ZM7 204H8V203H7ZM197 204H198V203H197ZM210 204H211V203H210ZM25 205H26V204H25ZM75 205H77V204H75ZM6 206H7V205H6ZM210 206H211V205H210ZM217 206H218V205H217ZM217 206H216V207H217ZM263 206H264V205H263ZM199 207H200V206H199ZM218 207H219V206H218ZM218 207H217V208H218ZM206 208H207V207H206ZM217 208H216V209H217ZM262 208H263V207H262ZM138 209H139V207H138ZM210 209H211V208H210ZM162 210H163V209H162ZM218 210H219V208H218ZM211 212H212V211H211ZM255 212H256V210H255ZM255 212H253V213H255ZM258 212H259V211H258ZM94 213H95V212H94ZM246 213H247V212H246ZM40 214H41V213H40ZM178 214H179V213H178ZM214 214H215V213H214ZM216 214H217V213H216ZM0 215H1V214H0ZM249 215H250V214H249ZM254 215H255V214H254ZM41 216H42V215H41ZM121 216H122V215H121ZM210 216H211V215H210ZM0 217H1V216H0ZM108 217H109V216H108ZM152 217H153V216H152ZM182 217H183V216H182ZM214 217H215V216H214ZM247 217H248V216H247ZM253 217H255V216H253ZM232 218H233V217H232ZM242 218H243V217H242ZM163 219H164V218H163ZM171 219H172V218H171ZM218 219H220V218H218ZM229 219H230V218H229ZM229 219H228V220H229ZM35 220H36L35 222L38 223V224L42 223V219H41V218H39V220H38V219H35ZM45 220H46V219H45ZM48 220H49V219H48ZM105 220H106V219H105ZM202 220H203V219H202ZM222 220H223V218H222ZM225 220H226V219H225ZM237 220H238V219H237ZM243 220H244V219H243ZM99 221H100V220H99ZM218 221H219V220H218ZM223 221H224V220H223ZM244 221H245V220H244ZM44 222H45V221H44ZM52 222H53V221H52ZM97 222H98V221H97ZM141 222H144V221H141ZM141 222H140V223H141ZM178 222H179V221H178ZM234 222H236V221H234ZM259 222H260V221H259ZM176 223H177V222H176ZM220 223H221V222H220ZM142 224H144V223H142ZM168 224H169V223H168ZM168 224H167V225H168ZM228 224H229V223H228ZM228 224H227V225H228ZM238 224H239V223H237V225H238ZM44 225H45V224H44ZM109 225H110V224H109ZM217 225H218V224H217ZM73 226H74V225H73ZM164 226H165V225H164ZM228 226H229V225H228ZM228 226H227V227H228ZM230 226H232V225H230ZM233 226H234V224H233ZM44 227H45V226H44ZM64 227H65V226H64ZM143 227H144V226H143ZM214 227H215V226H214ZM214 227H212V228L214 229ZM224 227H225V226H224ZM235 227H238V226L235 225ZM49 228H50V227H49ZM87 228H88V227H87ZM111 228H112V227H111ZM164 228H165V227H164ZM167 228H168V227H167ZM147 229H149V228H147ZM197 229H199L198 232H202V233H203V232H207L210 228L207 227V226H205V225L199 224ZM213 229H212V230H213ZM220 229H221V228H220ZM228 229H229V228H228ZM49 230H50V229H49ZM67 230H68V229H67ZM70 230H71V229H70ZM145 230H146V229H145ZM162 230H163V229H162ZM162 230H161V231H162ZM218 230H219V228H218ZM229 230H230V229H229ZM146 231L148 232V230H146ZM165 231H166V230H165ZM196 231H197V230H196ZM51 232H52V231H51ZM78 232H79V231H78ZM83 232H84V231H83ZM198 232H197V233H198ZM210 232H211V231H210ZM217 232H218V231H217ZM220 232H221V231H220ZM52 233H53V232H52ZM66 233H67V232H66ZM152 233H153V232H152ZM158 233H159V232H158ZM224 233H225V232H224ZM226 233H227V232H226ZM226 233H225V236L227 235ZM74 234H75V233H74ZM138 234L140 235L139 232H138ZM148 234H149V233H148ZM154 234H155V233H154ZM204 234H205V233H204ZM216 234H218V233H216ZM124 236H125V235H124ZM151 236H152V235H151ZM162 236H163V235H162ZM225 236H224V237H225ZM102 237H103V236H102ZM106 237H107V236H106ZM113 237H114V236H113ZM128 237H129V236H128ZM146 237H147V236H146ZM149 237H150V236H149ZM153 237H155V236H153ZM165 237H166V236H165ZM201 237H202V236H201ZM222 237H223V235H222ZM69 238H70V237H69ZM69 238H68V239H69ZM104 238H105V237H104ZM121 238H122V236H121ZM121 238H120V239H121ZM143 238H144V237H143ZM150 238H151V237H150ZM150 238H149V239H150ZM217 238H218V237H217ZM226 238H227V237H226ZM98 239H99V237H98ZM98 239H97V240H98ZM117 239H118V238H117ZM120 239H119V240H120ZM146 239H147V238H146ZM146 239H145V240H146ZM164 239H166V238H164ZM214 239H215V238H214ZM214 239H213V240H214ZM220 239H222V238H220ZM19 240H20V239H19ZM69 240H70V239H69ZM110 240H111V239H110ZM132 240H133V239H132ZM153 240H154V239H153ZM166 240L168 241V239H166ZM218 240H219V239H218ZM98 241H99V240H98ZM100 241L102 242L101 238H100ZM134 241H135V240H134ZM146 241H149V240L147 239ZM154 241H155V240H154ZM171 241H172V240H171ZM89 242H90V241H89ZM96 242H97V241H96ZM111 242H113V241H111ZM117 242H118V241H117ZM122 242H123V241H122ZM140 242H141V241H140ZM140 242H139V243H140ZM143 242H145V241H143ZM168 242H169V241H168ZM218 242H219V241H218ZM223 242H224V241H223ZM109 243H110V242H109ZM119 243H120V242H119ZM123 243H124V242H123ZM128 243H129V242H128ZM134 243H135V242H134ZM172 243H173V242H172ZM199 243H200V242H199ZM145 244H146V243H145ZM176 244H177V243H176ZM226 244H227V243H226ZM241 244H242V243H241ZM90 245H91V244H90ZM90 245H88V246H90ZM98 245H99V244H98ZM103 245H104V244H103ZM112 245H113V244H112ZM120 245H121V244H120ZM217 245H218V244H217ZM217 245H216V246H217ZM9 246H10V245H9ZM82 246H83V244H82ZM91 246H92V245H91ZM94 246H95V244H94ZM141 246H143V245H141ZM162 246H163V245H162ZM164 246H165V245H164ZM168 246H170V245H168ZM225 246H226V245H225ZM77 247H78V246H77ZM112 247H113V246H112ZM153 247H154V246H153ZM180 247H181V246H180ZM189 247H190V246H189ZM33 248H34V247H33ZM80 248L82 249V247H80ZM86 248H87V247H86ZM100 248H101V247H100ZM104 248H105V247H104ZM104 248H103V249H104ZM155 248H156V247H155ZM166 248H167V247H166ZM169 248H170V247H169ZM226 248H227V247H226ZM81 249H80V250H81ZM84 249H85V248H84ZM135 249H136V248H135ZM156 249H157V248H156ZM180 249H181V248H180ZM227 249H229V248H227ZM75 250H76V249H75ZM80 250H79V251H80ZM92 250H94V249L92 248ZM97 250H98V249H97ZM106 250H107V249H106ZM182 250H184V249H182ZM263 250H264V249H263ZM87 251H88V250H87ZM101 251H102V249H101ZM171 251H172V250H171ZM70 252H72V251H70ZM81 252H82V251H81ZM83 252H84V251H83ZM88 252H89V251H88ZM93 252H94V251H93ZM93 252H92V253H93ZM133 252H134V251H133ZM133 252H132V253H133ZM172 252H173V251H172ZM222 252H223V250H222ZM224 252H226V251H224ZM64 253H65V252H64ZM97 253H98V251H97ZM106 253H107V252H106ZM125 253H126V252H125ZM213 253H214V252H213ZM217 253H218V252H217ZM220 253H221V252H220ZM220 253H219V255H220ZM261 253H262V252H261ZM85 254H86V253H85ZM111 254H112V253H111ZM118 254H120V252H119ZM126 254H127V253H126ZM161 254H162V253H161ZM174 254H175V253H174ZM225 254H226V253H225ZM251 254H252V253H251ZM257 254H258V253H257ZM75 255H76V254H75ZM81 255H82V254H81ZM86 255H87V254H86ZM93 255H94V254H93ZM103 255H104V254H103ZM107 255H108V254H107ZM120 255H121V254H120ZM166 255H167V254H166ZM211 255H212V253H211ZM232 255H233V254H232ZM238 255H239V254H238ZM101 256H102V255H101ZM101 256H100V257H101ZM105 256H106V255H105ZM128 256H129V255H128ZM159 256H160V255H159ZM161 256H162V255H161ZM187 256H188V255H187ZM192 256H193V255H192ZM87 257H88V256H87ZM110 257H111V256H110ZM113 257H114V256H113ZM116 257H117V256H116ZM116 257H115V258H116ZM155 257H157V256H155ZM170 257H171V256H170ZM212 257H213V256H212ZM233 257H234V256H233ZM49 258H50V257H49ZM94 258H95V257H94ZM124 258H125V257H124ZM180 258H181V257H180ZM219 258H220V256H219ZM227 258H228V257H227ZM56 259H57V258H56ZM76 259H77V258H76ZM76 259H74V260H76ZM87 259H88V258H87ZM98 259H99V258H98ZM106 259H107V258H106ZM158 259H160V258H158ZM174 259H175V258H174ZM241 259H242V258H241ZM244 259H245V258H244ZM255 259H256V258H255ZM94 260H95V259H94ZM101 260H102V259H101ZM107 260H108V259H107ZM182 260H183V263H184V260H185V259H182ZM208 260H209V259H208ZM253 260H254V259H253ZM55 261H56V260H55ZM103 261H104V260H103ZM124 261H126V260L124 259ZM172 261H173V259H172ZM234 261H235V260H234ZM98 262H99V261H98ZM104 262H105V261H104ZM175 262H176V261H175ZM175 262H174V263H175ZM218 262L220 263L221 260L219 261V259H218ZM225 262H226V261H225ZM235 262H236V261H235ZM252 262H253V261H252ZM252 262H251V263H252ZM185 263H186V262H185ZM205 263H206V262H205ZM55 264H56V263H55ZM74 264H75V263H74ZM78 264H79V263H78ZM82 264H83V263H82ZM166 264H167V263H166ZM177 264H178V263H177ZM209 264H210V263H209ZM253 264H254V263H253ZM262 264H263V262H262Z\"/></svg>",
	"mask_w": 264,
	"mask_h": 264
}]
</instances>
